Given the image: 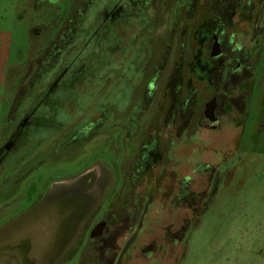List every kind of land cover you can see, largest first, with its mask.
<instances>
[{
	"label": "rangeland",
	"instance_id": "obj_1",
	"mask_svg": "<svg viewBox=\"0 0 264 264\" xmlns=\"http://www.w3.org/2000/svg\"><path fill=\"white\" fill-rule=\"evenodd\" d=\"M72 1L58 0L47 6L43 1L0 0V59L8 57L6 82L0 86V144L11 132L12 120L8 118L24 65L31 56L30 28L50 21L56 26ZM119 1L94 0L83 27L99 25L102 12ZM161 1L154 0L152 5L161 7ZM241 5L246 12L235 16L236 26L227 30L225 37L233 34L234 45L254 54L249 63L246 61L247 67L253 65L254 72L250 69L237 78L238 83L249 79L248 86H253L243 128L239 127L243 108L222 115L215 130L177 126L174 145L162 146L163 159L148 172L146 180L131 192L116 193L112 200L111 186L117 185L122 172L129 171L135 162L133 157L121 161L119 155L126 152L122 139L113 151L111 142L121 132L118 130L110 131L107 143L92 148L78 162L41 165L20 183V191L1 196L13 183L12 171H4L0 174V264H264V0ZM176 20L180 19L172 18V22ZM169 21L165 15L156 22V36L165 34ZM135 29H131L133 33ZM90 34L91 29L84 38L90 42L86 52H92L89 66L94 86L77 92L72 102L66 99L64 105H76L72 111L64 106L56 109L58 121L71 125L66 132L78 127L83 134L89 132L95 137L115 121L131 125L132 112L104 108L106 101L125 107L129 92L124 87L120 94L122 79L112 76L119 51L116 56L112 50L105 54L104 49L96 48ZM126 44L131 45V39L127 38ZM191 55L192 48L187 49L186 59ZM88 57L85 53L81 59L88 61ZM104 60L116 63L105 67L112 81L106 99L100 98L98 91L103 90L105 70L98 63ZM121 68L129 74L132 66L127 63ZM91 75L88 73V77ZM91 85L89 82L86 89ZM247 93L244 89L240 99ZM89 104L90 108H85ZM26 109L19 108L18 116ZM119 111L125 114L123 118H119ZM41 113H47L46 108L36 115ZM8 166L13 168V162ZM185 179L191 192L188 202L180 205L177 198ZM29 184L38 188L32 190ZM125 199L142 201L134 209V205L125 204ZM108 207L109 215L117 221L108 233V246L100 242L95 245L88 241L92 222L98 221L96 215L108 211Z\"/></svg>",
	"mask_w": 264,
	"mask_h": 264
},
{
	"label": "flooded vegetation",
	"instance_id": "obj_2",
	"mask_svg": "<svg viewBox=\"0 0 264 264\" xmlns=\"http://www.w3.org/2000/svg\"><path fill=\"white\" fill-rule=\"evenodd\" d=\"M31 1H43L48 6L58 0ZM153 1L120 0L102 12L99 25H89L86 28L83 27L86 21L84 19L94 5V0H73L63 11L56 26H52L54 21H50L30 28L31 56L24 65L8 118L12 120L11 132L0 144V174L12 171L13 176L12 185L1 196L12 190L20 191V183L39 171L41 165L56 163L55 161L78 162L92 148L107 143L110 131L118 130L121 132L111 142L113 151L114 145L122 139L126 152L119 155L121 161H129L133 157L135 162L129 171L122 172L118 184L111 186L114 187L112 200L116 193L131 192L138 183L146 180L148 172L153 171L163 159L162 146L174 145V129L177 126L186 129L194 125L200 130H215L222 115L243 108L244 115L240 124L238 123L243 128L253 86H248L249 79L238 83L237 78L253 69V65L251 68L247 65L254 54L234 45L233 34L227 39L225 34L236 26L235 16L238 18L245 14V6L241 4L248 2L249 5L251 0H162L161 7L158 4L152 5ZM165 15L170 18L167 30L164 35L156 36V22L159 23L160 18ZM175 17L180 20L172 22ZM136 19H139L137 23ZM133 27L137 28L134 33L131 30ZM90 29L89 37L96 41V48L104 49L107 55L110 50L115 56L119 51V56H116L119 63L116 64L115 59L114 62L104 60L98 64L103 68L116 64L112 76L122 79L119 93L124 87L129 92L125 107H116L106 101L104 108H126L128 112H132V120L129 121L131 125L126 127L122 122L115 121L108 127L104 125L107 127L106 132L95 137L89 132L83 134L78 131L81 130L78 127V132H66V128L71 125L58 121L56 109L64 106L72 111L76 105H64L66 99L72 102L77 92L88 91L94 86V73L89 66L92 52H86L90 42L86 43L87 38H84ZM127 38L131 39V45L124 46ZM190 48L192 55L187 60L185 51ZM73 53L75 55L72 57ZM85 53L89 57L88 61L83 62L81 56ZM127 63L132 66L129 74L124 73L121 68ZM88 73L93 76L88 77ZM110 74L105 68L102 75L103 90H98L102 99H106L107 87L112 82ZM89 82L92 83L91 88L86 89ZM35 86L40 89L35 90ZM244 89L248 93L245 99H240V93ZM26 100L30 102L21 107V103ZM90 106L91 104L85 108ZM19 108L28 109L18 116ZM41 108H46L47 113L37 116ZM206 108L214 109L211 115L213 122L207 117ZM119 112V118H123L125 114ZM143 123L146 124L142 125ZM73 124L78 125L75 121ZM119 148H122L121 144L117 149L120 152ZM9 162H13V168L8 166ZM89 177L92 179L91 175ZM189 185L185 179L177 198L180 205L188 202L187 195L191 192ZM28 186L32 190L38 188L35 184ZM45 198L46 196L43 201ZM124 201L126 205H134L135 209L142 199ZM108 206L110 207V202ZM109 207L100 216L96 215L98 221L92 222L90 234L97 224H104L101 234L96 231L95 236L88 239L95 245L100 242L108 246V233L117 221V218L109 215Z\"/></svg>",
	"mask_w": 264,
	"mask_h": 264
},
{
	"label": "water",
	"instance_id": "obj_3",
	"mask_svg": "<svg viewBox=\"0 0 264 264\" xmlns=\"http://www.w3.org/2000/svg\"><path fill=\"white\" fill-rule=\"evenodd\" d=\"M213 108H206V111H205V113L207 114V117L211 120L212 119V114H213ZM212 122H213V120H211ZM103 227H104V224L103 223H99V224H97L96 225V227H95V229L91 232V234H90V236L91 237H94L95 235H94V233L96 232V231H98V233H100L101 234V232H102V230H103ZM99 235V234H98Z\"/></svg>",
	"mask_w": 264,
	"mask_h": 264
},
{
	"label": "crops",
	"instance_id": "obj_4",
	"mask_svg": "<svg viewBox=\"0 0 264 264\" xmlns=\"http://www.w3.org/2000/svg\"><path fill=\"white\" fill-rule=\"evenodd\" d=\"M5 62V57L0 59V86L6 82L4 71L7 65Z\"/></svg>",
	"mask_w": 264,
	"mask_h": 264
}]
</instances>
